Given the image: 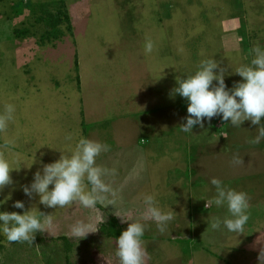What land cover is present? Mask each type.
<instances>
[{
  "label": "rangeland",
  "instance_id": "obj_1",
  "mask_svg": "<svg viewBox=\"0 0 264 264\" xmlns=\"http://www.w3.org/2000/svg\"><path fill=\"white\" fill-rule=\"evenodd\" d=\"M12 1L19 7H14ZM49 1L40 0V6L32 7L31 12L24 0H0V15L4 18H0V116L4 115L5 105L14 107L12 118L0 126V155L10 161L19 160L24 166L34 155L37 161L50 163L59 158V150H68L80 137L95 140L101 135V142L122 150H117L113 159L109 157L107 164L99 160L104 155L97 158L100 166L115 169L114 177L109 181L106 178L114 191L109 199L115 203L91 209L78 203L48 208L39 204L35 194L29 199L21 190L42 164L34 163L31 168L22 165L19 171L10 173L12 183L0 190V200L11 194L0 205V211L21 213L35 206L52 219L43 232L35 234L32 243H9L0 236V264H119L111 218L117 219L122 231L134 220L149 225L143 237L144 264H264L260 259L264 252V139L258 144L252 142L258 126L249 121L240 127L226 121L219 128L211 125L218 129L220 138L212 143L208 140L210 132H204L200 160L196 142L204 137H199V132L186 137L179 130L172 119H180L176 114L185 111L187 103L179 95H170L176 77L193 73L202 59L218 62L225 70L228 88L242 79L232 69L250 61L254 45L264 47V25L260 26L264 13L255 6H264L261 0H215L219 6L223 3L221 7H210L212 0H204L208 4L205 7L183 0L185 7H179V12L173 8L166 18L159 6L162 0H145L147 7H127L129 0H64L76 35L74 41L69 37L61 43L45 40L55 37L47 33L43 39L40 25L30 24V18L42 24L46 17L43 11L58 8L59 3L52 5ZM81 7L86 8L80 13L82 19L78 18ZM203 10H210L211 21L207 22ZM237 12L249 15L253 28L243 22L241 30L233 31L229 26L231 30L223 32L224 19L231 20ZM138 13L142 14L138 21L129 18ZM24 29L36 34L16 36ZM127 29H134L143 48L146 41L152 42L148 58L142 45L139 49L144 54L133 49L136 41L130 38L134 34ZM166 67L170 70L161 75L167 80L156 78L158 69ZM149 68L148 77L145 72ZM146 79L152 80L149 86ZM94 119L99 121L95 123ZM146 122H151L157 133L177 130V137H182L174 141L161 138L153 146L151 135H144L143 159L140 151L128 146L126 137H139ZM103 123L102 130L94 134L96 125ZM114 150L111 148L110 154ZM234 156L242 163H233ZM212 177L248 195L249 219L243 233H229L222 226L211 228L215 219L227 215L226 209L212 203ZM147 193L156 195L163 211H173L163 234L147 218L143 202ZM17 200L24 202V210L12 206ZM77 220L87 222L93 231L80 240L69 230Z\"/></svg>",
  "mask_w": 264,
  "mask_h": 264
},
{
  "label": "clouds",
  "instance_id": "obj_2",
  "mask_svg": "<svg viewBox=\"0 0 264 264\" xmlns=\"http://www.w3.org/2000/svg\"><path fill=\"white\" fill-rule=\"evenodd\" d=\"M152 48V42L146 41L145 53H150ZM250 55L247 64L238 65L234 70L231 68L242 78L231 88L225 84V70L212 58L200 60L193 73L176 77L170 95H179L187 103L185 122L178 126L181 132L192 133L194 126L203 127L204 121L219 116L233 127H240L244 121H249L251 125L258 126L252 142L258 144L264 139V124H261L264 117V47L254 45ZM13 112L12 105H5L0 126L12 118ZM110 148L105 142L80 137L68 150H59V158L50 163L37 161L34 155L24 166L19 160L10 161L0 155V190L12 183L10 173L13 170L19 171L22 165L31 168L34 163H41L42 167L33 173L32 180L21 185V190L29 199L35 194L39 204L48 208H64L74 203L89 209L97 205H113L115 201L109 197L114 196V191L106 178L115 175V169L97 163V158ZM233 163L240 164L242 160L234 156ZM209 183L214 188L212 203L227 212L222 219H215L211 228L215 230L222 226L229 233H243L249 219L248 195L226 186L215 177ZM10 198L11 194L5 196L0 205ZM143 202L147 206V218L151 219L159 233H165L173 219V211H163L154 193L145 194ZM12 206L25 209L24 202L20 200L14 201ZM51 219L35 206L21 213L0 211V236L9 243H32L35 234L43 232L45 224H50ZM148 227L142 220L130 221L115 238V256L119 264H144L143 237ZM69 230L78 240L93 232L90 225L82 220L71 224ZM260 259L264 261V252L260 253Z\"/></svg>",
  "mask_w": 264,
  "mask_h": 264
},
{
  "label": "crops",
  "instance_id": "obj_3",
  "mask_svg": "<svg viewBox=\"0 0 264 264\" xmlns=\"http://www.w3.org/2000/svg\"><path fill=\"white\" fill-rule=\"evenodd\" d=\"M261 3H262V5L264 4L263 2H262V0H261ZM256 7H257V10H261V11H263V13H264V6H261L259 3H257L256 5H255ZM103 8V7H102ZM252 8H255V7H245V9L246 10H249V9H252ZM240 12V11H239ZM258 15H260V14H258ZM235 16L236 17H234V18H232L231 20L229 19V18H227V19H224V21H223V25H222V28H224V30H223V32H227V31H230L231 29H229V26H233V28H234V30L233 31H238V30H241L244 26H243V22L246 24H248V26L249 27H251V28H253L252 27V25H253V23L251 22V20H249V15L247 16L246 14H238V12L237 13H235ZM3 17H4V15H3ZM6 18H10V17H7V16H5ZM261 17V16H260ZM0 18H2L1 17V15H0ZM4 18H2L1 20H3ZM13 20H17V17L16 18H14L13 17ZM235 21V22H234ZM22 23V22H21ZM255 23V22H254ZM151 24L153 25V22H151ZM262 25H264V23H260V26H262ZM81 27H83V25L81 26ZM236 28V29H235ZM248 28V27H247ZM81 29V28H80ZM83 29V28H82ZM83 31V30H82ZM248 31L250 32V30H249V28H248ZM79 32V31H78ZM76 33V32H75ZM14 35V34H13ZM80 35V34H79ZM251 35V34H250ZM251 37V36H250ZM258 40H262V39H258ZM258 40L256 41V42H258ZM77 42H78V39H77ZM166 42V41H165ZM262 43H264V40H263V42ZM73 44V43H72ZM75 44H73V46H74ZM142 45V50L144 49L143 48V44H141ZM141 45H139V46H141ZM142 50H138L139 52H142L143 53V51ZM75 53V52H74ZM144 54V53H143ZM147 58H148V56L146 55V53L144 54ZM32 58V57H31ZM137 63H139L141 66H142V63L140 62V61H137ZM156 67V66H155ZM143 68V67H142ZM171 68H173L172 66H171ZM147 69V68H146ZM155 69V68H154ZM153 69V70H154ZM167 69L168 70H170L169 68H164V69H162V68H159L158 70H159V72H160V74H159V76H157L156 78H160L162 75L161 74H165V72H167ZM174 69V68H173ZM151 68H149L148 70H146V72H145V76H147V73H148V77H149V74H150V72H151ZM155 71H153V73H154ZM163 77V79L164 80H167V77H166V79L164 78L165 76H162ZM152 79V78H151ZM153 80V79H152ZM152 80H150V79H146V85H150L151 84V81ZM167 82V81H166ZM169 82V81H168ZM170 83V82H169ZM165 85H166V83H165ZM171 89H172V87H171ZM150 92V91H149ZM171 99V98H170ZM181 106V105H180ZM165 109L166 108H168V107H164ZM174 111V110H173ZM165 112V111H164ZM175 112V111H174ZM176 115H179L180 116V119L179 118H176V119H172L175 123H176V125L177 126H179V125H181L182 123H184L185 122V120H184V117L187 115V112H186V109H185V111H183V112H181V113H178V114H176ZM84 119V118H83ZM91 119H93V117H91ZM170 117H168L167 116V123H170ZM178 119V120H177ZM134 121H135V119H133ZM93 121V120H92ZM94 121H95V123L96 122H98L99 120H96V119H94ZM203 123H205V122H203ZM105 123H103V124H100V125H96V127H95V129H93L92 130V132L94 133V134H96L97 132H99V131H101L102 130V127H103V125H104ZM216 125L217 126V128H219V126H222L223 124L225 125V123H224V121H222L220 118H217V119H211V120H208L207 122H206V124L205 125H203V127L204 128H197V130L195 129H192V133H187L186 134V137H189V135L191 136V134H193V133H197V132H199V133H202L201 134V136H199V137H204V138H202V139H197V141H199V142H196V144H198L199 146V149L200 150H198V156H200V160H202V158H203V152H202V148L203 147H205V142H204V140L206 139V137H205V135H203V134H205V133H208V131L210 132V134H211V136H210V138L208 139V140H210L212 143L213 142H215L216 140L217 141H219V136H220V132L218 131V129H216V128H211V125ZM134 126V125H133ZM152 126H153V124H151V122H146L144 125H143V129H140L141 131L140 132H142L143 134H141L139 137H135V136H133V135H129V136H127L126 137V139H127V141L129 142L128 143V146L129 147H135V151L137 152V150L138 151H140V153L142 154V156H143V159H144V156H146L145 155V152L146 151H144L145 150V147H144V145H145V140H144V138H142L144 135H146V134H149V135H151V141H152V143H153V146L154 145H157V144H159L158 143V140L159 139H161V138H168V139H170V141H174V140H177V138L178 139H180L181 137H177V136H179V135H177V130H176V132L175 131H168V132H161V133H157V132H155V129L153 128L152 129ZM140 128V127H139ZM194 130V131H193ZM205 132V133H204ZM215 133V134H214ZM0 135H1V133H0ZM3 135H1V137H2ZM108 137L109 136H107V141H108ZM208 137V136H207ZM5 139V138H4ZM94 139L95 140H101V135H98V136H95L94 137ZM185 140V139H184ZM143 143H144V145H143ZM111 146V145H110ZM140 146H142L141 147V149L139 150V149H137V148H139ZM189 146V145H188ZM111 148H113V149H115L114 150V153H113V155L112 154H110V151L109 152H107L106 154H101V155H104L103 157H102V159H99L100 161H104L102 164H107L108 163V161L110 160V158L112 157V159H113V157H115V153L116 152H118V151H121L122 152V150H121V148H119V147H113V146H111ZM110 148V149H111ZM118 150V151H117ZM112 151V150H111ZM110 157V158H109ZM107 159H109V160H107ZM111 164H112V162H111ZM107 168H109V167H107ZM111 177H114V175H112V176H109V177H107V180L109 181V178L111 179Z\"/></svg>",
  "mask_w": 264,
  "mask_h": 264
},
{
  "label": "trees",
  "instance_id": "obj_4",
  "mask_svg": "<svg viewBox=\"0 0 264 264\" xmlns=\"http://www.w3.org/2000/svg\"><path fill=\"white\" fill-rule=\"evenodd\" d=\"M168 1L169 2H166V1H163L162 0L161 3H160V5H159L160 7L163 8L161 13H162V15H163L164 18L171 16V13H173V8H178V9H176L175 12H179V7L180 8L181 7H185V6H183V3H182L183 0H168ZM188 1H192L193 2L192 5H197L199 7H205V6L208 5V4L206 5L204 3V0H187V2ZM219 1L223 2L225 0H219ZM24 2H25V5L27 6V8L28 7H31V9H32V7L35 8V6H40V0L39 1L38 0H24ZM205 2H206V0H205ZM214 2H215V0H212V6H210V7H215V6L218 5L217 2L216 3H214ZM49 3L52 4V5L59 3L58 6H56L58 8H55L54 10H52V12L51 11H48V12L43 11L42 14H46V17L45 16L43 17L45 20L42 19V21L44 20V22H42V24H40V23L38 24L35 20H33V19L31 20V18H30V24H32L33 27H34V25L35 26L40 25V27L42 29V38L43 39H44V33H47L49 35H55V37L52 38V39H45L47 41L57 39V40H61L60 41V43H61V42H63V40H66L67 38L69 39V37L71 39L73 38V41H74V39H75L74 35H76L75 34L76 30H74L72 28L73 27V25H72L73 21L71 20L72 19V16L69 15L70 9L68 8L69 9V11H68L67 7H65L66 6L65 5V1L64 0H50ZM213 3H214V5H213ZM146 4L147 3L145 2V0H144V2L142 0H135V2H134V0H129L127 2V7H147ZM220 5L223 6V3L220 4ZM13 6L14 7L15 6L16 7H19L15 2H13ZM221 6H219V7H221ZM59 7H61V8H59ZM194 7H196V6H194ZM31 9H30V11L32 12L34 9H32V10ZM129 10H130V12H132L133 9L130 8ZM74 11H75V9H74ZM78 11H79L78 12V14H79L78 18H81L82 19L80 13H83V11H86V8L85 7H81V9H78ZM198 14L200 15V13H198ZM202 14L207 19V22L208 21H211V19H210L211 18V16H210V14H211L210 10H203L202 11ZM141 15L142 14H140V13L135 14L134 17H131L129 15V18L136 19L138 21V19H141V17H140ZM86 16H88V14H86ZM40 18H42V17H37L36 19H39L40 20ZM185 20H188V18H186ZM84 21H87V19H85ZM24 22L25 21H23L22 23H24ZM24 26L25 25H21V28H23ZM52 28H55L56 29L55 32L49 31ZM16 30L17 29H14V31H16ZM127 30L128 31L130 30L131 33L134 34L130 38V40H132L133 42L136 41L135 42L136 47L133 48V49H138L139 50V45L142 44L141 38L140 37H136V34H135L134 29H127ZM21 33L24 34V35L36 34L34 31H27L26 32V30L24 29V32H17L16 33V36L21 35ZM110 221H112V223H113L112 226H114V228H115V231L113 230L112 235L118 236L121 233L122 230H121V228L119 226H117V219L111 218Z\"/></svg>",
  "mask_w": 264,
  "mask_h": 264
}]
</instances>
